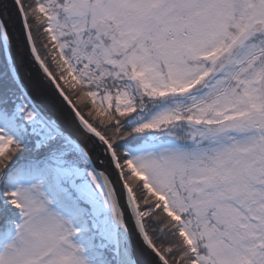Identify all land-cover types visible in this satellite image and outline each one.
I'll return each mask as SVG.
<instances>
[{
  "label": "snow or ice",
  "instance_id": "snow-or-ice-1",
  "mask_svg": "<svg viewBox=\"0 0 264 264\" xmlns=\"http://www.w3.org/2000/svg\"><path fill=\"white\" fill-rule=\"evenodd\" d=\"M0 264H264V0H0Z\"/></svg>",
  "mask_w": 264,
  "mask_h": 264
},
{
  "label": "water",
  "instance_id": "water-1",
  "mask_svg": "<svg viewBox=\"0 0 264 264\" xmlns=\"http://www.w3.org/2000/svg\"><path fill=\"white\" fill-rule=\"evenodd\" d=\"M30 79L26 78L25 82L32 88V94L36 101L42 104L44 107L48 108L50 111H55V106L52 104L50 99V93L42 80V71L35 66H30ZM118 189L119 186L117 185ZM123 202V201H122ZM127 211V209H126ZM132 243L134 248L137 245V238L135 233H133Z\"/></svg>",
  "mask_w": 264,
  "mask_h": 264
}]
</instances>
